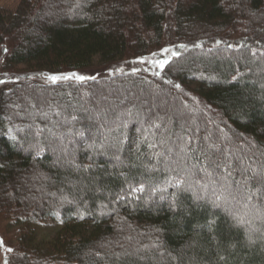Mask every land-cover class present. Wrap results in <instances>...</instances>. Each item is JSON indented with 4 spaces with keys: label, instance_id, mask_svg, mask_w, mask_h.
Here are the masks:
<instances>
[{
    "label": "trees",
    "instance_id": "1",
    "mask_svg": "<svg viewBox=\"0 0 264 264\" xmlns=\"http://www.w3.org/2000/svg\"><path fill=\"white\" fill-rule=\"evenodd\" d=\"M222 38L245 44L207 46ZM165 42L191 48L158 74L0 89V220L21 234L7 264H264V221L196 192L264 214V0L0 6V73L85 72ZM160 92L191 112L151 109Z\"/></svg>",
    "mask_w": 264,
    "mask_h": 264
},
{
    "label": "rangeland",
    "instance_id": "2",
    "mask_svg": "<svg viewBox=\"0 0 264 264\" xmlns=\"http://www.w3.org/2000/svg\"><path fill=\"white\" fill-rule=\"evenodd\" d=\"M20 0H0V6L9 9L14 10L17 8ZM245 43H242L239 39L237 41H230L227 38L218 39L216 41H213V43L207 42V46H234L242 45ZM199 47V46H198ZM190 46L183 45V47H179L178 45H173L171 43L165 42L164 46L161 47L158 51L154 53V55H151L150 57H147L146 59H127L125 61H121L119 63L113 64L111 66L105 67V68H98L93 69L85 72H78V73H47V72H38L35 74H30L28 72H22V69L18 71V73H0V89L11 85L15 83L18 79L23 78H32L36 77V79L42 83V84H56V83H62V82H83L91 79H97V78H105V77H112L114 75L123 74V73H129V72H147L150 74H158L160 71L165 67V65L172 59L174 56H176V53H181L182 51H187ZM24 71V70H23ZM56 77L55 80L52 78ZM80 77H83L84 79L81 80ZM58 96L62 95L63 92H56ZM115 96V95H114ZM118 97V96H117ZM119 101L127 103H137L135 97L129 98L124 97V95H119ZM109 100L111 102H116L112 97L109 96ZM150 101V104L153 103L154 105H158L159 108H162L163 110H166L167 108H171L172 111L175 112V114L179 115L180 117H184L187 115V112L191 110L190 107L187 106V103H185V107L179 106L177 102L170 96L167 92H160L155 94V98L148 99ZM26 100V104H27ZM126 103V104H127ZM191 103V102H190ZM189 103V104H190ZM151 104V109L152 106ZM195 104V103H193ZM183 105V104H182ZM42 108L43 106L40 105ZM47 106V105H46ZM50 105H48L49 107ZM187 108V109H186ZM50 111H52L53 107L48 108ZM33 111V110H32ZM187 111V112H186ZM191 112V111H189ZM42 121V120H41ZM213 126L214 123H211ZM245 145V144H244ZM247 148V147H245ZM260 172V171H259ZM257 171V173H259ZM171 184L174 185V183H170L164 187V191L167 190L171 186ZM27 185V184H26ZM25 185L24 189H26L27 192H31L30 188ZM29 185V183H28ZM21 186H19L20 188ZM198 196L205 197L208 200H212L218 205H220L222 209H225L230 212V215L235 217L236 220L241 222V224L247 227H251L253 219H255V222H263L264 221V214L263 212L257 211L255 217L253 214H251L250 209L243 206L241 207L238 203H233L231 199L227 198L226 194L222 191L219 193L215 192V190L211 189H200L196 190ZM162 200V198H160ZM252 206V205H251ZM244 209V211L242 210ZM54 225V224H53ZM55 226V225H54ZM41 236L48 235L49 227L41 225V228L37 227L36 229ZM47 232V233H46ZM51 234V233H50ZM21 234L20 229L18 226L13 225L9 221L0 220V264H7V258L10 255V253L17 248L18 244L20 243Z\"/></svg>",
    "mask_w": 264,
    "mask_h": 264
},
{
    "label": "snow or ice",
    "instance_id": "3",
    "mask_svg": "<svg viewBox=\"0 0 264 264\" xmlns=\"http://www.w3.org/2000/svg\"><path fill=\"white\" fill-rule=\"evenodd\" d=\"M52 79L55 80L56 77H53ZM80 79L83 80L84 78L83 77H80ZM257 179H258L259 184L261 186H264V175H260Z\"/></svg>",
    "mask_w": 264,
    "mask_h": 264
}]
</instances>
